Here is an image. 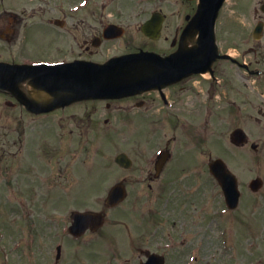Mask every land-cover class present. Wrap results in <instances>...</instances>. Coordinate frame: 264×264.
<instances>
[{"label":"rangeland","instance_id":"obj_1","mask_svg":"<svg viewBox=\"0 0 264 264\" xmlns=\"http://www.w3.org/2000/svg\"><path fill=\"white\" fill-rule=\"evenodd\" d=\"M255 2L224 1L218 14L215 37L226 40L244 37L243 30L255 23L256 18L249 9ZM9 3L13 10H27L29 15L40 6L48 7L46 13L36 12L33 19L29 18L33 22L30 26L56 15L48 10L54 5L104 3L150 8L163 5L168 11L171 6L178 5V0H9ZM41 41L39 36L28 38L23 45H20V38L16 44L0 40V60L53 58L51 55L31 57L36 55L31 52L38 51L39 47L41 50L53 49V45ZM33 83L30 79L26 84L28 90L33 89ZM5 93L0 91V264H129L125 258H130V264H136L132 257L140 255L142 258L143 254L121 246L127 245L121 241L117 216H123L125 220H131V216H152L159 202L153 203V210L150 209L149 181L144 178L138 182L135 178L140 166L145 168L142 176L146 175L150 154L157 150L153 146L155 142H168L173 151L182 148L185 138L182 131L173 126L168 130L163 127L152 130L147 124H123L113 120L104 124L98 118L100 122L87 124L82 120L74 124L64 117L70 115V108L58 107L49 114L33 115L13 95ZM8 99L19 104L14 109L6 108L4 102ZM252 100L257 105L255 97ZM75 106L73 112L80 114L83 104ZM262 107L264 109V101ZM252 113L257 110L252 108ZM236 126L246 130L250 142L259 144L257 151L250 148V143L236 147L229 142V133ZM218 129L216 150L219 153L215 154L225 159L238 178L241 198L234 211L226 209L221 196L220 202H215L214 215L201 216L203 212L195 215L193 223H198L201 231L198 226L192 230L194 225L189 227L188 240L196 251H189L185 259L188 257L189 264H264V185L256 193L248 188L249 181L258 176L264 183V124L222 120ZM210 135L205 136L201 144L205 161L212 148L208 142ZM120 152L133 160L130 170L116 164L115 156ZM190 157L192 164L194 158ZM122 180L128 191L126 199L114 207L107 206L105 199L110 187ZM74 210L105 212L106 223L97 233L88 232L83 238L74 240L68 231ZM195 212L196 206L189 205L187 213ZM190 218L187 216L188 220ZM141 220L140 217L136 221ZM107 227L115 232L114 238H119L120 244L116 239L110 243L104 238ZM135 228L139 234L141 230H148L146 223ZM243 228L249 231L247 237ZM222 231L232 244L235 243L233 237H239L238 234L242 241L235 243L236 247L233 244L231 251L222 250L219 247ZM125 239L130 238L125 236ZM58 244L62 247L61 258L55 261ZM178 255L177 252L170 254L172 264H180L177 263Z\"/></svg>","mask_w":264,"mask_h":264},{"label":"flooded vegetation","instance_id":"obj_2","mask_svg":"<svg viewBox=\"0 0 264 264\" xmlns=\"http://www.w3.org/2000/svg\"><path fill=\"white\" fill-rule=\"evenodd\" d=\"M177 4L168 11L163 5L152 8L104 3L54 5L48 10L56 15L29 26L33 22L29 21L27 10L17 12L9 0H0V40L16 44L20 38V45H23L28 38L39 36L42 43L53 45L52 50L39 47L38 51L31 52L36 54L31 57H53L36 61L43 63L80 62L84 66L90 63L104 67L114 59L148 54L126 64L115 60L110 69L97 72L119 73L127 69L125 66L140 62L154 67L153 73L113 86L120 89L114 96L84 97L73 100L64 108L71 109L70 118L75 123L86 120L89 124L102 119L104 123L113 120L123 124H147L153 128L163 126L167 130L173 126L182 131L185 137L182 148L173 151L169 143L164 142L157 152L159 155L151 154L149 158L145 178L149 181L151 209L153 203L159 202L152 216H131V220L120 216L119 219L123 228L137 237L133 247L140 252H163L166 257L177 252V263L188 264L186 255L196 251L188 240L189 227L191 224L194 225L191 230L199 227L198 223H193L199 212H203L201 216L214 215L215 202H220L222 196L220 182L209 166L213 159L220 157L215 154L220 122L239 120L241 124H264V0H256L250 9L262 25L260 36L254 38L253 30L245 29V34L250 33V36L227 40L216 37L214 57L205 71L187 69L204 56L205 46H201L196 57L188 55L196 46L182 50L183 42L190 40L189 29L196 6L187 0H178ZM47 8L40 6L31 13H46ZM107 8L109 11H105ZM153 13L162 16L160 32L155 39L141 29ZM109 25L116 26V31L113 37L106 38L105 29ZM120 31L122 35L116 36ZM9 52L13 53V50L9 49ZM19 52L23 54L21 49ZM167 75H171V79H166ZM147 80L151 85L144 84ZM129 83L134 84L126 86ZM253 97L257 105L253 103ZM77 103L83 104L80 114L73 112ZM252 108L257 110V116L252 113ZM209 134L212 135L208 142L213 152L209 150L205 161L203 150L198 146ZM160 144L155 142L153 146L159 148ZM163 153H166V159L160 164ZM190 155L194 158L192 164ZM189 205L196 206L194 214L187 213ZM187 216H191L190 220ZM140 217L142 220L136 221ZM144 223L148 230L137 233L135 227ZM219 247H222L221 242ZM172 262L170 256L167 257V264Z\"/></svg>","mask_w":264,"mask_h":264},{"label":"water","instance_id":"obj_3","mask_svg":"<svg viewBox=\"0 0 264 264\" xmlns=\"http://www.w3.org/2000/svg\"><path fill=\"white\" fill-rule=\"evenodd\" d=\"M221 1L222 0H201L202 13L199 20V28L201 29L202 36L207 40L208 43H210L212 38V27ZM36 67L37 66L31 68H21V72H19L17 76L8 78L5 76V74L6 71L10 69V67L6 66L5 64H0V87H11L12 83H14L18 77L34 73ZM36 74L37 81L44 86H49L50 88L65 87L82 94H92L95 92L92 88L90 79H86V77L81 75L74 65L45 67L44 72H36ZM244 138V133L239 129L235 130L232 134V140L236 143H240L244 140ZM117 161L122 165H129L128 159H126L123 154L118 156ZM119 191L120 187L115 186L111 191L108 202L113 198V195L116 196ZM73 216L75 217L77 223L78 221L87 219V216H89V219H91V216L94 215L93 213H74ZM76 223L74 225H76ZM73 229L74 227H71V230Z\"/></svg>","mask_w":264,"mask_h":264},{"label":"bare ground","instance_id":"obj_4","mask_svg":"<svg viewBox=\"0 0 264 264\" xmlns=\"http://www.w3.org/2000/svg\"><path fill=\"white\" fill-rule=\"evenodd\" d=\"M194 43L190 40L186 39L183 42V49H188V47L193 46ZM124 71H121L119 73L122 74H111V75H98V79L101 81H105L107 84H113L123 81H130L134 80L136 78L142 77L144 75L151 74L155 71V68L152 66H149L147 63H134L128 67H126ZM19 88L26 93L23 90V84H19ZM27 94V93H26ZM70 95L69 92L63 91V90H56V91H50L45 88L40 87L37 84H34L32 91H28L27 96L35 103L38 104H47L51 100L55 98H61V97H68Z\"/></svg>","mask_w":264,"mask_h":264}]
</instances>
